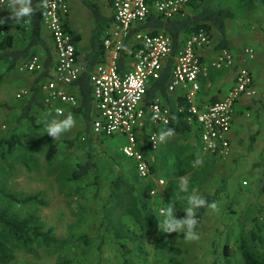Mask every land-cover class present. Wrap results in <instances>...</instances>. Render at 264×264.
Instances as JSON below:
<instances>
[{
  "label": "rangeland",
  "instance_id": "rangeland-1",
  "mask_svg": "<svg viewBox=\"0 0 264 264\" xmlns=\"http://www.w3.org/2000/svg\"><path fill=\"white\" fill-rule=\"evenodd\" d=\"M232 1L224 0V5L236 1L238 6V0ZM69 2L71 23H75V31L85 39L81 42L83 56L90 52L92 16L83 0ZM95 2L105 16H111L107 0ZM222 2L208 0L207 5L225 8L221 7ZM237 6L231 10L237 22L230 27L238 45L229 48L242 51L249 47L256 52L255 59L246 65L254 72L261 100L249 109L243 107L242 112L244 120L260 126L264 116V9L250 1L245 7ZM19 24H0V42L12 36V51H22L29 43L27 25L21 29ZM214 39L220 43L216 31ZM41 50L34 48L30 55L42 53ZM6 52L7 49L0 48V191L19 199L39 195L41 202L17 204L0 192V213L19 221L35 216L37 225L50 239L49 243L36 239L26 247L0 224V240L12 256L8 264H124L125 259L128 264H245L243 244L249 253L264 260V157H259L258 165L254 164L251 172L250 165L255 160L251 156L246 161H231L230 155L227 160L201 155L202 147L200 144L198 147L191 132L168 138L146 156L156 173L166 180L167 197L175 204L176 218H185L184 210L189 207L182 198L189 194L176 191L180 177L184 176L193 189L199 187L196 190L201 195L215 196L213 202L218 203V210L207 209L197 226L200 237L197 241H186L183 231L163 233L158 227L163 217L157 219V224L149 218L148 208L153 212L155 206L145 205V184L138 177L135 160L122 153L126 139L115 135L81 142L80 135L66 132L53 140L47 135L45 124L53 118L63 119L56 117V107L44 110L33 106L30 111L33 120L21 118L26 102L16 96L28 85L35 88L38 79L18 72L21 60L12 66L11 59H2ZM99 63L109 65V56L104 53ZM221 71L214 69L218 75ZM10 141H13L12 148ZM253 142L254 136H250L248 152ZM52 145L57 147L56 154L48 160ZM197 154L203 164L193 167ZM88 157L95 164V170L81 180L72 179V172ZM242 163L245 166L240 170ZM118 179L130 183L133 190L117 184ZM251 180L254 183L250 184ZM229 183L234 189L239 187L237 194H242L235 201L226 194Z\"/></svg>",
  "mask_w": 264,
  "mask_h": 264
},
{
  "label": "built area",
  "instance_id": "built-area-1",
  "mask_svg": "<svg viewBox=\"0 0 264 264\" xmlns=\"http://www.w3.org/2000/svg\"><path fill=\"white\" fill-rule=\"evenodd\" d=\"M107 1L113 20L105 33L103 47L110 63H98L91 69L82 61L65 25L71 17L69 0L42 3V23L53 45L55 66L37 86V92L30 85L16 97L26 102L36 94L45 110L56 107L63 109L65 115L71 112L76 120V126L69 131L73 132L79 127L82 115L78 112L82 102L76 83L88 71L92 89L90 136L95 139L124 137L127 143L122 153L135 160L140 178L154 183L151 195L164 194L166 180L153 177L143 146L157 150L162 143L152 139L159 133L156 128L162 129L173 123L177 115H182L198 132L203 152L227 158L232 152L231 133L238 106L257 96L254 77L246 65L256 54L247 48L237 59L227 50H214L212 31L204 28L181 38L177 46L165 31L139 30L153 14L165 20L186 18L200 0ZM9 10V0H0V12L7 14ZM210 55H213L211 67L216 70H232L238 66L233 86L217 102H209L202 95L201 78L208 76L206 61ZM44 65L43 57L32 55L21 60L17 69L21 74L35 76L43 71ZM166 68H170L167 93L177 96L175 106L161 96L147 101L153 82L162 77ZM156 109L159 119H153ZM86 129L84 126L78 132L82 142L88 139Z\"/></svg>",
  "mask_w": 264,
  "mask_h": 264
},
{
  "label": "trees",
  "instance_id": "trees-1",
  "mask_svg": "<svg viewBox=\"0 0 264 264\" xmlns=\"http://www.w3.org/2000/svg\"><path fill=\"white\" fill-rule=\"evenodd\" d=\"M48 1V0H47ZM205 0H200V3L196 4L193 7L192 13L183 19H176V20H165L159 15L153 14L151 15L146 23L139 26V30L151 32V33H157L159 31H165L167 35H169L175 45L177 46L180 39L191 35L192 33L198 32L200 29L204 28L208 31L216 30V32L221 36L220 43L216 45V51L219 50H227L234 54L236 58L242 56L245 49L249 48L246 47L242 51H235L229 48L228 45V39H227V22L234 19V13L231 12V10L227 8H214L212 6L204 5ZM250 2H253L254 4H260L261 6H264V0H249ZM45 2V0H32V7L34 9L33 14L30 17H25L22 20L19 21V26L21 29L25 28V25H27L29 30V43L27 47L22 51H12L10 48L13 46V37L7 36L4 37V39L0 42V48L1 49H7V52L2 55V59L9 60L11 59L10 65H15L16 62L19 60H24L28 56H32L31 50L34 48H40L42 49L41 52L37 55L40 57H43L44 59V69L41 73L35 75L37 84L33 89L36 91L37 86L40 84L42 80H45L50 75V71L55 66V56L53 52V45L51 42V39L49 35L46 34L45 29L43 27L42 23V13H41V5ZM83 4L87 10L90 11L92 14V20H93V28L91 31V35L89 38V54H85L81 56L83 53L81 48V42H82V36L75 31V29L71 25V17L70 21L67 20L65 25L67 30L70 32V34L73 37L74 43L76 44V47L78 49V53L82 57L83 62L88 63V68L91 69L94 65L98 64L101 59L104 56V36L105 33L108 31V29L111 27V22L113 20L112 16H105L99 7V5L95 2V0H83ZM5 15L8 17L5 19ZM11 15H13L12 9L7 12V14H3L0 12V20H3L5 25H8L10 23L18 22L14 19H11ZM27 21V22H25ZM24 23V25H23ZM252 49V48H250ZM254 50V49H253ZM255 52V50H254ZM242 53V54H241ZM256 54V52H255ZM43 55V56H42ZM122 63V60H121ZM239 64V63H238ZM240 66V64H239ZM88 69V70H89ZM251 70V68H250ZM222 71H229L234 73L232 86L234 84V78L238 71V66L235 69L232 70H222ZM252 75L255 80V86L257 90V96L253 99H246L245 101L248 102V105L251 104V106L254 107L255 103L260 102L258 87H257V80L254 75L253 70H251ZM170 78V68H166L164 73L162 74V77L153 82L151 88L148 91L147 95V101H152L156 96H161L164 100H169L168 98L172 95H169L167 93V83ZM231 86V87H232ZM76 87L79 90L80 100H81V107L78 110V112H81V120L82 122L90 127L89 123V115H90V107H91V85L89 82V73L88 71L85 72L77 81ZM230 87V88H231ZM37 92V91H36ZM25 107L22 111L21 118H29L30 120H33V118L30 116V111L33 106L41 107L45 110L44 105L41 103L39 98L36 94L32 96L29 101H26ZM238 106V110H239ZM247 109H249L248 106H246ZM174 129L175 135L177 134H183L185 132H188L191 130L192 127H190L186 121H184L182 115H177L176 119L171 123L170 125L164 127L161 129ZM157 130V128H156ZM90 137H88L89 139ZM80 140V137L78 138ZM87 139V141H88ZM93 139L94 138H90ZM81 141V140H80ZM82 142V141H81ZM9 147H13V141L9 142ZM57 147L52 145L50 147V150L48 152L47 158L48 160H51L55 154H56ZM143 151L146 155H148L150 152H153L148 148V146H143ZM215 156V155H214ZM147 157V156H146ZM216 157V156H215ZM148 163L151 168V172L154 178L156 179H164L163 177L159 176L156 173L155 167L153 163L147 158ZM95 170V164L92 162V160L88 157V160L84 164H79L77 168L72 172V179L74 180H81L84 177L88 176L90 172H93ZM137 172V171H136ZM138 174V173H137ZM139 179L145 184V205L150 206L151 203H153V206H155V209L152 210L148 208V211L150 212V219L154 220V224H157V219L162 218L158 216V209L162 204L166 207V205L169 202V197H167L168 193V185H166L164 189V194H157L156 196L151 195V190L155 187L154 183L152 181H147L138 175ZM165 180V179H164ZM117 184L122 185L130 190H133V187L130 183L123 179H118ZM264 191V187H263ZM1 194L8 199L9 201H12L17 204L25 205L30 202H41L39 201V195L30 196L27 198L19 199L15 195L5 193L3 191H0ZM204 199H206L209 203H212L216 197L213 195H207ZM167 202V203H166ZM156 204V205H155ZM207 207L196 209V219L200 222V220L203 218L204 214L207 211ZM0 224L5 227V229L8 231L9 234H11L15 239L21 241L26 247H29L36 239L42 240L44 243H49V237L46 233H43L41 230L42 228L37 225V218L35 216H31L25 220L19 221L17 219H11L6 216L4 213H0ZM199 224V223H198ZM198 226V225H197ZM197 230V227L195 231ZM153 233V231H152ZM252 232V236H253ZM226 254H227V248ZM242 250V256L244 258L245 264H264V260H261L251 253H249L246 250L245 245H241ZM12 260V256L7 252L4 243L0 240V264H8ZM124 264H128L127 259L124 260ZM174 264H177L174 262ZM181 264V263H180Z\"/></svg>",
  "mask_w": 264,
  "mask_h": 264
},
{
  "label": "crops",
  "instance_id": "crops-1",
  "mask_svg": "<svg viewBox=\"0 0 264 264\" xmlns=\"http://www.w3.org/2000/svg\"><path fill=\"white\" fill-rule=\"evenodd\" d=\"M233 1H235V0H233ZM248 2H249V0H238V6L236 5V1L231 3V4L227 3L226 5H224V0H223L222 4H220V5H221V7L224 6L225 8H228V9L231 8L230 10H232V9H234L233 8L234 6H237L239 8L241 5H243L245 7V4L246 3L248 4ZM207 3H208V0H205L203 6L207 5ZM256 5H257V7L261 6L260 4L259 5L256 4ZM261 7L264 9V6H261ZM91 16H92V14H91ZM236 22L237 21H235L234 19L227 22V39H228V44L231 48H233V47L236 48V46L238 45L235 42V40L233 39V37L231 36L233 33V30L230 27V24H234ZM71 24L74 25L75 23L72 22ZM73 28H75V25ZM214 31H216V30H212V34H213V40H214V50H216V45H218V44L216 43V41L214 39ZM90 33H89V38H90ZM220 40H221V36H220ZM83 41L85 42V39H83ZM88 42H89V40H88ZM212 59H213V55H210V58L206 61V66L208 67V76L201 78V85H202V89H203L202 95L209 102H217L225 96L227 91L232 86L234 73L221 71L222 72L221 75H218V73L214 72V69L211 67L210 62ZM26 76L29 77L30 75L26 74ZM29 86L30 85H28V87ZM172 97L174 98L175 101L172 99ZM168 99L169 100H165V101L167 103H169L171 106H175L178 103L176 100L177 99L176 95H172ZM245 104H248V102L245 101L239 107V112H238L237 117H236L238 119V120L236 119L237 120L236 121V127L234 128V130L231 133V142H232V151L233 152H231L229 157H230L231 161H234V160L246 161L249 159V156H251L252 158H255L252 166L250 165V169L252 172L253 171L252 167L254 164L258 163L257 160H259V157H264L261 155V153L264 152V116H263V121H262L260 126L255 125L251 121L244 120L242 108L246 107ZM247 106L250 108L251 104L247 105ZM79 124H80L79 127L71 133L78 134V132L80 130H82L84 126H86V128H87L86 133H87L88 137L93 138L90 136V129H89L90 127L87 126L86 123L84 124L82 122L81 118L79 119ZM195 130L196 129L191 128V130L188 132H191V134L196 137L197 144L199 147V144L201 146V142L199 139L198 132L196 131V133H195ZM71 133H69V134H71ZM195 134H197V135H195ZM68 136H70V135H68ZM250 136H254V142H253L252 148L249 150L250 152H248L246 150V146H250V143H249V137ZM94 140H97V139L94 138ZM199 153H201V155H205V156L212 155V154L205 153L203 151H200ZM212 156H214V155H212ZM225 159H223V160H225ZM227 159H229V158H227ZM242 165L245 166V164L242 163L240 165V170L242 168ZM231 168H233V164H232ZM255 173H258V171ZM251 174L253 175V173H251ZM259 174H260V170H259ZM254 176H255V174H254ZM239 177H238V179H239ZM251 177L253 178V176H251ZM242 179L243 178H241L240 180H242ZM246 179L248 180V178H246ZM253 179L256 180V178H253ZM232 183H229L227 185V193L226 194L229 197V199L235 201L239 196H242V194H237L239 187H236L234 189V187H233L234 185ZM252 183H254L253 180H251L250 184H252ZM238 186H240V184ZM197 188H199V187L196 186L194 189H197ZM192 190H193V188L188 185V191L186 192V194L191 195ZM176 191L180 192L178 189H176ZM198 194L200 196H202L203 198H205L207 195H209V193L205 194V195H201L200 193H198Z\"/></svg>",
  "mask_w": 264,
  "mask_h": 264
},
{
  "label": "clouds",
  "instance_id": "clouds-1",
  "mask_svg": "<svg viewBox=\"0 0 264 264\" xmlns=\"http://www.w3.org/2000/svg\"><path fill=\"white\" fill-rule=\"evenodd\" d=\"M47 4V0H45V5ZM9 7L13 10V15H11V19L16 21H20L25 17H30L33 14L32 0H9ZM27 22V21H25ZM4 23L3 20H0V24ZM247 51L251 52V49ZM56 117L63 116V119L53 118L49 122L45 124V131L47 135L53 140L59 139V137L71 131L76 126V120L71 112L65 115L64 110L61 108H57ZM160 114L159 110L156 109L153 119H159ZM175 136L174 129H166L160 131L158 134H154L152 139L155 142L157 139L159 142L164 143L168 138ZM127 152L128 150L125 149ZM203 160L199 154H197L196 159L193 161L192 166H202ZM188 177H180L179 182V190L180 192L188 191ZM186 199L189 207H187L184 212L186 213L185 218L178 219L175 216V204L170 201L166 207H162L159 209V215L163 217L162 220L158 222V227L163 230V233L172 234V233H180L184 232V239L186 241H197L200 239L199 234L195 231L199 221L196 219V209L199 208H210L213 211L218 210V203L212 202L209 203L206 199L198 194L196 189L192 190V194L182 197Z\"/></svg>",
  "mask_w": 264,
  "mask_h": 264
}]
</instances>
